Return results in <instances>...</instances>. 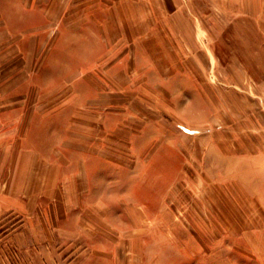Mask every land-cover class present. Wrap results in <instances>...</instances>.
<instances>
[{
	"label": "rangeland",
	"instance_id": "374dc122",
	"mask_svg": "<svg viewBox=\"0 0 264 264\" xmlns=\"http://www.w3.org/2000/svg\"><path fill=\"white\" fill-rule=\"evenodd\" d=\"M180 1L107 0L106 17L87 19L95 32L106 22L109 56L133 52L111 50L115 43L169 41L167 31L185 25L187 49L157 53L186 60L187 96L174 95L179 82L157 80V97L131 99L134 110L155 117L156 141L146 161L126 154L113 162L107 208L69 213L72 221L91 218V225H55L58 210L46 197L29 210L0 202V264H264V0ZM23 5L0 0V42L5 37L11 49H0V58L34 47V32L45 55H65L83 35L82 26L68 28L74 19H50ZM115 8L125 16L116 17ZM136 9L140 16L132 17ZM175 10L182 18L168 13ZM100 37L93 33L91 42L103 43ZM146 148L134 147L139 154ZM111 235L123 237L119 247Z\"/></svg>",
	"mask_w": 264,
	"mask_h": 264
},
{
	"label": "crops",
	"instance_id": "0c3cea01",
	"mask_svg": "<svg viewBox=\"0 0 264 264\" xmlns=\"http://www.w3.org/2000/svg\"><path fill=\"white\" fill-rule=\"evenodd\" d=\"M18 1L25 3V10L30 3L31 8H38L50 19H74L68 28L77 30L82 26L84 31L75 37L78 43L68 45L65 55L58 51L65 46L59 45L55 47L58 53L45 55L44 42L38 44L39 36L34 32L36 45H30L34 47H24L23 52L19 47L20 55L0 58V202L29 210L33 203L46 197L58 210L55 225L89 226L91 218L72 221L69 213L75 209L107 208L104 195L113 162L118 166L127 158L126 154L135 163L146 161L148 149L156 141L155 117L144 107L134 110L131 99L157 97V80L179 82L174 95L180 99L187 96L186 60L180 58L178 63L172 54L157 53L187 49V31L185 25H180L179 33L171 28L167 31L172 36L169 41L157 37L146 46L136 41L115 43L111 50L120 46V50L129 47L133 52L127 57L109 56L106 22L99 21L96 32L87 24V19L98 22L102 14L106 17L103 3L107 0ZM168 13L181 18L183 15L182 10ZM113 14L119 18L124 15L117 8ZM139 16V9L133 11L132 17ZM93 33L104 35L103 43L94 45L90 38ZM4 38L0 49L11 51ZM146 49L155 53H146ZM16 61L20 66L13 64ZM32 87L35 88L31 93ZM112 116L115 123H111ZM141 144H147V148L139 154L134 147ZM97 193L99 196H95ZM99 220L100 225L107 223L101 213ZM117 236L111 235L109 239L119 247L117 243L124 239ZM131 236L135 241L141 235Z\"/></svg>",
	"mask_w": 264,
	"mask_h": 264
}]
</instances>
